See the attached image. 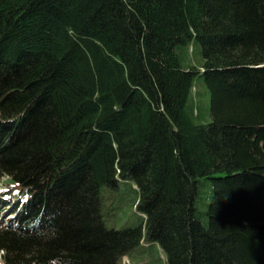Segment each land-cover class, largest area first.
<instances>
[{
  "label": "trees",
  "instance_id": "1",
  "mask_svg": "<svg viewBox=\"0 0 264 264\" xmlns=\"http://www.w3.org/2000/svg\"><path fill=\"white\" fill-rule=\"evenodd\" d=\"M2 175L0 264H264V0H0Z\"/></svg>",
  "mask_w": 264,
  "mask_h": 264
},
{
  "label": "rangeland",
  "instance_id": "2",
  "mask_svg": "<svg viewBox=\"0 0 264 264\" xmlns=\"http://www.w3.org/2000/svg\"><path fill=\"white\" fill-rule=\"evenodd\" d=\"M6 177L0 176V188L6 183ZM134 188L130 180H120L116 188L107 186L101 190L100 206L106 227L121 229L140 224V214L132 204L136 195ZM11 216L7 214L4 218L7 220ZM164 259V252L156 242L141 243L123 257L127 264H163Z\"/></svg>",
  "mask_w": 264,
  "mask_h": 264
}]
</instances>
